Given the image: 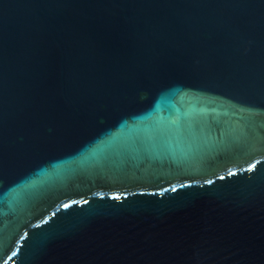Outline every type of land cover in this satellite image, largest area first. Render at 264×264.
<instances>
[{"label": "water", "instance_id": "obj_1", "mask_svg": "<svg viewBox=\"0 0 264 264\" xmlns=\"http://www.w3.org/2000/svg\"><path fill=\"white\" fill-rule=\"evenodd\" d=\"M0 264H264V0H0Z\"/></svg>", "mask_w": 264, "mask_h": 264}]
</instances>
